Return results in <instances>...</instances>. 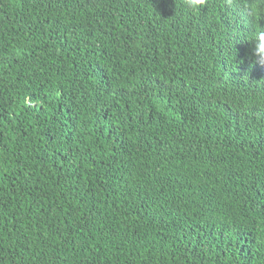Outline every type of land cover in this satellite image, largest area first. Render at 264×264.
<instances>
[{"label":"trees","instance_id":"1","mask_svg":"<svg viewBox=\"0 0 264 264\" xmlns=\"http://www.w3.org/2000/svg\"><path fill=\"white\" fill-rule=\"evenodd\" d=\"M264 0H0V264H264Z\"/></svg>","mask_w":264,"mask_h":264},{"label":"clouds","instance_id":"2","mask_svg":"<svg viewBox=\"0 0 264 264\" xmlns=\"http://www.w3.org/2000/svg\"><path fill=\"white\" fill-rule=\"evenodd\" d=\"M184 2L192 12L199 11L201 6L206 4V0H184ZM256 39L258 43L253 49L252 58H254L256 64L264 65V31H258Z\"/></svg>","mask_w":264,"mask_h":264}]
</instances>
